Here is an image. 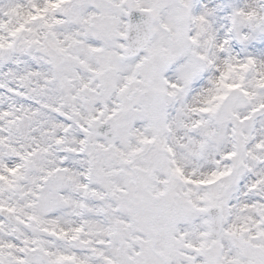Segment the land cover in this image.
Masks as SVG:
<instances>
[{"label":"snow or ice","instance_id":"snow-or-ice-1","mask_svg":"<svg viewBox=\"0 0 264 264\" xmlns=\"http://www.w3.org/2000/svg\"><path fill=\"white\" fill-rule=\"evenodd\" d=\"M0 264H264V0H0Z\"/></svg>","mask_w":264,"mask_h":264}]
</instances>
